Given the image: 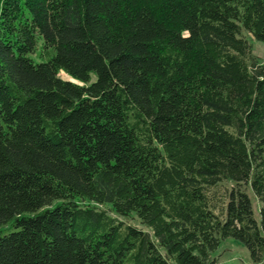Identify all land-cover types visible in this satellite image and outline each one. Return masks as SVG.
Instances as JSON below:
<instances>
[{
  "label": "trees",
  "instance_id": "trees-1",
  "mask_svg": "<svg viewBox=\"0 0 264 264\" xmlns=\"http://www.w3.org/2000/svg\"><path fill=\"white\" fill-rule=\"evenodd\" d=\"M245 34L264 0H0V264H264Z\"/></svg>",
  "mask_w": 264,
  "mask_h": 264
},
{
  "label": "rangeland",
  "instance_id": "rangeland-1",
  "mask_svg": "<svg viewBox=\"0 0 264 264\" xmlns=\"http://www.w3.org/2000/svg\"><path fill=\"white\" fill-rule=\"evenodd\" d=\"M245 36L252 45L253 55L259 59L260 64L264 65V43L255 41L251 35L245 34ZM38 54L39 52L37 51L33 55V57L37 58ZM59 76L64 80H71L70 77L64 74L63 72L60 73ZM226 186L230 188L232 184L226 183ZM254 210L256 217L258 218L259 204L257 203L255 198H254ZM112 216L117 218L116 215L112 214ZM124 221L131 225H135L139 228L144 229V227L135 217L124 219ZM214 256L219 260L220 264H252L250 259V254L246 249V247L234 239H228L224 241Z\"/></svg>",
  "mask_w": 264,
  "mask_h": 264
}]
</instances>
